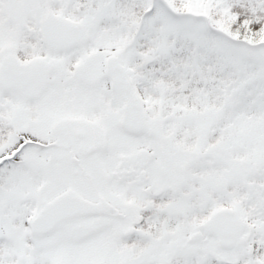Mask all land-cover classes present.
<instances>
[{
    "label": "snow or ice",
    "instance_id": "snow-or-ice-1",
    "mask_svg": "<svg viewBox=\"0 0 264 264\" xmlns=\"http://www.w3.org/2000/svg\"><path fill=\"white\" fill-rule=\"evenodd\" d=\"M0 264H264V0H0Z\"/></svg>",
    "mask_w": 264,
    "mask_h": 264
}]
</instances>
